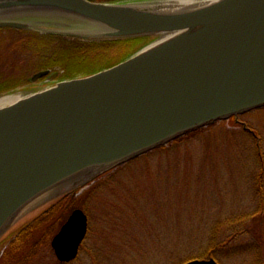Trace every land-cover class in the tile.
I'll return each mask as SVG.
<instances>
[{"label":"water","instance_id":"95a60500","mask_svg":"<svg viewBox=\"0 0 264 264\" xmlns=\"http://www.w3.org/2000/svg\"><path fill=\"white\" fill-rule=\"evenodd\" d=\"M154 1L0 0V27L149 38L111 66L0 96H17L0 105V239L117 166L264 106V0ZM87 229V214L74 208L50 241L59 261L77 256Z\"/></svg>","mask_w":264,"mask_h":264},{"label":"rangeland","instance_id":"374dc122","mask_svg":"<svg viewBox=\"0 0 264 264\" xmlns=\"http://www.w3.org/2000/svg\"><path fill=\"white\" fill-rule=\"evenodd\" d=\"M28 48H2L0 62ZM29 55L26 75L38 64ZM238 119L219 120L95 179L62 203L48 242L38 243V235L8 260L0 251V264H183L209 257L264 264V108ZM77 207L88 216L87 233L77 256L61 262L50 241L68 217L62 214Z\"/></svg>","mask_w":264,"mask_h":264},{"label":"trees","instance_id":"16d2710c","mask_svg":"<svg viewBox=\"0 0 264 264\" xmlns=\"http://www.w3.org/2000/svg\"><path fill=\"white\" fill-rule=\"evenodd\" d=\"M0 29L27 32L28 35L24 38V46H28L29 48L28 52H25V56L27 55L29 57V53H31L38 59L36 62L38 63L37 68L33 71L49 68L55 73V78L82 76L98 71L104 67L111 66L133 53L149 40L148 37H137L118 40L87 41L73 36L34 32L10 27ZM29 43L34 44L30 45ZM17 87L19 88L21 85L1 87L0 90L8 91ZM231 120L234 122L233 119ZM214 123L177 137L172 140L171 143L180 141L190 134H194L208 128ZM75 194L76 191H73L68 195L57 198L30 216L21 220L17 225L9 230L0 239V251H3V260H8L9 256L15 252H23V249L27 246V244L32 242L38 235V243L42 239L48 242V237L52 232L50 227L51 225H49L50 222L60 210L62 203L67 198L73 199ZM69 206H73L72 202ZM66 216H68L66 213L62 214L60 217L61 220H64ZM217 231V228L212 229V233H216Z\"/></svg>","mask_w":264,"mask_h":264},{"label":"flooded vegetation","instance_id":"af4514ba","mask_svg":"<svg viewBox=\"0 0 264 264\" xmlns=\"http://www.w3.org/2000/svg\"><path fill=\"white\" fill-rule=\"evenodd\" d=\"M0 28H7V27H0ZM28 35L27 32L19 31V30H8V29H0V47L7 48L8 51L11 49V54H15L14 49L17 48L19 45L24 46V38ZM2 45V46H1ZM14 48V49H13ZM0 49V52H1ZM5 57V56H4ZM30 58L23 53L19 52L18 56L15 58L5 57L3 61L5 63L0 62V88L7 87V86H26L30 84V76L37 70L32 71L29 75L24 73V67L28 64ZM0 61H2L0 59ZM16 61V63H14ZM41 81L40 79L37 80L36 83ZM47 80H44L46 82ZM32 84V83H31ZM32 86V85H31ZM37 86V84L33 85ZM5 90H0V94L4 93Z\"/></svg>","mask_w":264,"mask_h":264},{"label":"bare ground","instance_id":"6f19581e","mask_svg":"<svg viewBox=\"0 0 264 264\" xmlns=\"http://www.w3.org/2000/svg\"><path fill=\"white\" fill-rule=\"evenodd\" d=\"M199 1H203V0H157V1H154V2L155 3H159L161 5H166V6H179V5L197 3ZM0 49H1V47H0ZM22 52L24 54H26L24 51H22ZM16 97L17 96H7V97H4V98H0V105L10 102V101L16 99Z\"/></svg>","mask_w":264,"mask_h":264}]
</instances>
